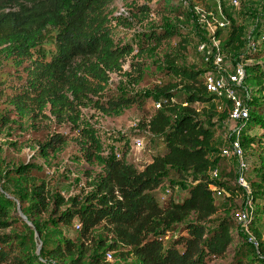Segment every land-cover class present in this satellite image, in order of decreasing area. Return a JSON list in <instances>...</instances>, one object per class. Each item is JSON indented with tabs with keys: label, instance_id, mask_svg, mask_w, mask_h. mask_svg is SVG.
<instances>
[{
	"label": "trees",
	"instance_id": "trees-1",
	"mask_svg": "<svg viewBox=\"0 0 264 264\" xmlns=\"http://www.w3.org/2000/svg\"><path fill=\"white\" fill-rule=\"evenodd\" d=\"M113 2L0 0V54L18 71L14 78H7L3 83L4 89L10 90L8 103L19 119L31 122L45 119L48 112L57 125L69 124L76 132L73 141L79 159L101 169L91 176L86 190L69 197H64L61 190L50 189L34 170L25 167L11 170L20 179L22 213L31 220V227L41 241L48 233L40 218L50 211L56 215L59 226L75 227L78 232L75 238L60 233L48 251L52 260L62 264H87L89 256L92 263H102L99 260L102 252H116L123 259L134 257L140 264H215L229 257L230 264H264V102L253 109L249 103L250 119L253 111L260 120L256 146L260 149L261 174L253 196L246 198L239 210H245L247 221L241 224L232 218L216 217L219 197H215L212 188L230 195H235L236 188L231 189L220 180L219 167L213 163V127L200 118L194 107L215 101L204 85L205 70L180 65L190 46L183 32H145L138 49L139 58L149 51L163 50L162 74L168 80L165 85L154 87L159 108L148 110L144 98L108 95L109 75L121 73L126 59L137 50L114 39L115 30L107 12ZM9 8L13 11L7 12ZM160 11L165 12L149 5L137 8L143 16ZM176 14L182 13L176 11ZM47 29L54 31L56 51L49 61H42L35 59L33 52ZM243 34L242 29L232 27L228 45L241 42L246 49L245 58L264 57V49L259 54L247 52L255 51L256 44ZM144 66L140 59L135 60L125 75L138 82L144 76ZM205 66L208 70L209 66ZM252 73L254 79H264V72L259 68ZM177 88L183 89V97L177 94ZM228 105L231 110V104ZM132 107L140 113L138 127L151 137L146 139L147 148L152 137L164 148L152 154L141 168L126 159L130 150L126 145L118 157L104 158L95 129L80 127L84 108L118 117ZM1 121L3 125L11 123L6 117ZM69 138L55 133L39 143L36 153L43 159L55 156L65 149ZM244 142L249 141L241 138L242 147ZM219 156L226 159L221 152ZM214 168L218 169L219 176L212 180L210 170ZM184 173L190 174L195 184L187 190V196L176 201L173 195L176 188L169 184V193L161 202L158 191L166 184L167 177L174 174L184 178ZM236 178L237 173L235 182ZM11 203L8 197L0 199V229L14 216L10 212ZM249 205L254 206L253 210ZM22 225L30 228L28 223L22 222ZM238 226L247 232L240 244L234 239ZM97 229L100 234L95 236ZM250 237L256 240L257 246L248 242ZM0 264L43 263L31 253L28 241L13 243L0 236Z\"/></svg>",
	"mask_w": 264,
	"mask_h": 264
},
{
	"label": "rangeland",
	"instance_id": "rangeland-1",
	"mask_svg": "<svg viewBox=\"0 0 264 264\" xmlns=\"http://www.w3.org/2000/svg\"><path fill=\"white\" fill-rule=\"evenodd\" d=\"M216 0H154L148 3L146 0H114L108 7V15L114 31V39L131 45L135 50L128 57L123 65L121 73L109 75L110 81L107 88V94L110 96H134L146 99V108L152 110L156 104L154 90L155 86H162L167 83V78L162 74L163 50L149 51L139 58L138 49L142 44V34L153 31H181L188 36L190 46L184 52V59L180 63L182 66H197L201 70L207 71L201 55L197 52V47L206 42V34L203 26L199 22V17L194 9L207 13H218ZM152 7L153 9L162 8L165 12L149 13L140 15L137 8L141 6ZM16 6L14 4L12 7ZM8 11H13L9 8ZM180 11L182 14H176ZM222 17L228 23L225 30L219 32L218 38L221 41L220 50L224 54L223 69L224 74H234L237 67L241 66L248 74L245 86L249 88L251 99V108L264 102V79H254L252 77L253 69L259 68L264 72V57L258 58L244 57L246 49L241 42L234 45H228L232 27L239 31L242 29L243 37L250 36L256 44L255 51L249 53L259 54L264 49V0H239L238 6L224 5L222 8ZM218 16V14H217ZM56 51L54 42V31L47 29L44 37L33 52V57L42 61H49ZM140 59L145 63L144 76L138 82H134L125 75L130 71L129 65L135 60ZM18 73L10 61H6L0 54V199L10 198L12 200L10 212L14 216L9 219L10 223L5 228L0 229V236L7 237L13 243L27 242L32 254L43 264H62L60 261L52 260L48 256V251L54 246L56 241L62 235L70 238L77 236L75 227L68 228L59 226L56 215L53 211L44 214L40 221L46 229L48 236L41 241L35 229L31 226V220L21 211L19 200L22 198V187L19 177L10 173L11 170L19 167H25L34 170L42 176L48 183L50 189L61 190L64 197L78 195L80 190H86L87 184L91 181V176L98 173L99 166H92L82 162L77 155L78 148L73 139L76 136L75 130L67 123L57 125L56 119L46 113L45 119H35L34 121L19 119L13 108L8 103L9 89H4L3 83L7 78L15 76ZM261 80V81H260ZM3 87V88H2ZM180 97L185 92L181 88L175 90ZM237 94L243 99L241 90ZM226 101H213L212 104L202 106L195 105L200 118L211 123L214 133V156L213 163L219 167L220 180L229 184L231 189L236 188L234 194L229 192L222 193L216 200L219 204L216 217L232 218L239 223V210L243 207L246 198L253 196L254 187L260 181V149L257 148V137L260 133V120L257 114L252 110L251 119L245 123L241 132L242 139H248L242 147L243 156L241 159L221 158L220 152L228 146L229 134L234 127V123L229 118L230 107ZM203 110L210 111L205 113ZM83 116L80 127H91L95 129L101 140V154L106 159L118 157L123 153L125 145L129 147L126 155L128 161H134L138 168L150 161L152 154L164 151L163 145L152 137L150 146L147 148L148 134L138 127L140 113L134 108L126 109L118 117L102 115L95 110L82 109ZM6 117L11 123L3 125L1 118ZM12 121H16L12 123ZM33 125V126H32ZM60 133L68 135V145L55 156L43 159L36 153L40 142L45 141L49 136ZM151 138V137H150ZM141 145L138 147V143ZM246 166L245 180L249 186V192L240 191L235 182L236 173L239 169V162ZM231 173V176L228 173ZM184 178H179L171 174L166 179V184L158 191L160 201L168 195L169 184L176 189L174 198L176 201H182L187 196V190L195 184L191 180V175L184 173ZM37 178H41L37 176ZM237 185V186H236ZM253 210L254 206L249 205ZM22 222L28 223L27 229ZM30 230L32 232H30ZM234 239L240 244L247 232L244 227L238 226L234 232ZM100 234V229L95 231V236ZM264 241V239H263ZM108 255L111 258H108ZM98 264H140L134 257L120 258L116 252L101 253ZM229 259L217 260L215 264H230ZM68 264V263H67ZM87 264L92 263L91 256L88 257Z\"/></svg>",
	"mask_w": 264,
	"mask_h": 264
},
{
	"label": "built area",
	"instance_id": "built-area-1",
	"mask_svg": "<svg viewBox=\"0 0 264 264\" xmlns=\"http://www.w3.org/2000/svg\"><path fill=\"white\" fill-rule=\"evenodd\" d=\"M218 13H207L194 9L196 15L199 17V22L203 26L206 34V42L197 47V52L202 56L205 64L209 66V69L204 73L203 81L206 87L207 93L215 97V101H226L231 104V110L229 118L234 127L229 134V146L225 147L221 151V156L224 158H237L241 159L243 156V150L241 145V132L244 124L250 119V91L245 86L246 71L243 67L238 66L237 71L234 74H224L223 63L224 54L221 53L220 46L221 41L217 37L219 32L225 30L228 26L226 20L222 17V8L224 5L238 6L239 0H216ZM218 14V16H217ZM251 48L255 50L254 43H251ZM241 90L243 93V99L239 97L237 91ZM159 104H155L156 108H159ZM141 142L138 143V147ZM210 178L215 180L219 176L217 168L210 170ZM246 166L244 163L239 162V169L237 171L236 183L245 192H249V186L245 180ZM215 190V197L222 196V191ZM239 223L244 224L247 221V214L245 210L239 212ZM79 228V225L76 226ZM248 242L257 246L255 239L250 237ZM108 258H111L108 255Z\"/></svg>",
	"mask_w": 264,
	"mask_h": 264
}]
</instances>
